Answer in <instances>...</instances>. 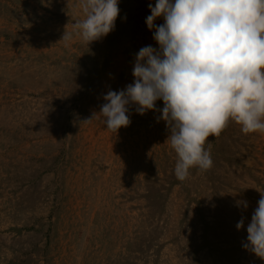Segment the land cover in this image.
<instances>
[{
    "label": "rangeland",
    "instance_id": "rangeland-1",
    "mask_svg": "<svg viewBox=\"0 0 264 264\" xmlns=\"http://www.w3.org/2000/svg\"><path fill=\"white\" fill-rule=\"evenodd\" d=\"M150 2L119 0L112 32L65 46L84 18L78 0H0V264H264L243 247L264 192V133L229 120L205 143L212 167L179 181L158 113L130 109L116 135L83 122L156 46Z\"/></svg>",
    "mask_w": 264,
    "mask_h": 264
},
{
    "label": "clouds",
    "instance_id": "clouds-1",
    "mask_svg": "<svg viewBox=\"0 0 264 264\" xmlns=\"http://www.w3.org/2000/svg\"><path fill=\"white\" fill-rule=\"evenodd\" d=\"M78 2L84 18L64 29L59 41L65 46L75 38L88 46L106 37L120 13L119 0ZM147 7L145 24L156 46L138 50L132 82L107 91L99 112L83 122L100 118L116 135L130 125V109L158 113L177 155L174 175L184 181L191 168L212 167L205 143L229 120L243 134L264 133V0H155ZM258 192L243 247L264 259V192ZM235 203L248 208L246 200ZM235 227H244V219Z\"/></svg>",
    "mask_w": 264,
    "mask_h": 264
},
{
    "label": "bare ground",
    "instance_id": "bare-ground-1",
    "mask_svg": "<svg viewBox=\"0 0 264 264\" xmlns=\"http://www.w3.org/2000/svg\"><path fill=\"white\" fill-rule=\"evenodd\" d=\"M104 38V37H103Z\"/></svg>",
    "mask_w": 264,
    "mask_h": 264
}]
</instances>
